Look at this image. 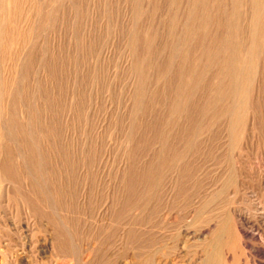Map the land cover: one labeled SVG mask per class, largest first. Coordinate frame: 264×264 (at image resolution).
Listing matches in <instances>:
<instances>
[{"label":"rangeland","instance_id":"rangeland-1","mask_svg":"<svg viewBox=\"0 0 264 264\" xmlns=\"http://www.w3.org/2000/svg\"><path fill=\"white\" fill-rule=\"evenodd\" d=\"M0 1V264H202L233 209L223 263L264 264V52L221 112L234 0H31L17 28Z\"/></svg>","mask_w":264,"mask_h":264},{"label":"bare ground","instance_id":"bare-ground-1","mask_svg":"<svg viewBox=\"0 0 264 264\" xmlns=\"http://www.w3.org/2000/svg\"><path fill=\"white\" fill-rule=\"evenodd\" d=\"M9 1L13 4V13H14L13 15H14V17H13L12 23L16 26V27L15 26L14 27L15 28L19 27L20 25L18 22H21L23 19H24L23 23L25 25V23L27 22L28 14L29 15L31 14V0H9ZM234 2L236 4V6H238V8H237V12H235L233 14L231 19L233 20V23L236 26L237 31L241 32V36L243 38H245L247 41H248V39H250V44L247 45L246 42L243 41L241 44H238L236 46V48L234 47L233 48V54H234L233 57H235V59L232 62L228 63L226 66V69H228V72H227V78L224 80L225 81L224 101H232V107L226 108V107H224L225 105L223 104L221 107V112H222V114H223V112H225L227 116L230 114L234 115V112L236 111V104H239L240 102H242V104H243V102H245V99H246L245 95L250 90L251 84H252L253 79H254V75L257 72V70L259 71L260 67L262 66L261 61L259 60L260 59L259 57L264 52V0H234ZM0 3H1V1H0ZM241 23L243 24V26L244 25L245 26L241 27L242 26ZM27 28L29 30H31L30 25ZM243 29H245V30L243 31ZM245 36H247V37H245ZM242 37L240 38L241 40H243ZM25 38L26 37L21 36L20 30H18L16 35L13 38V41H15V44H17L18 46L19 45H25L26 41H27V38L26 39ZM0 59H1V57H0ZM0 67H3V66H0ZM13 67H14V65H13ZM261 69H262V67H261ZM0 70H1V68H0ZM8 77H9V75H8ZM12 77L14 80L15 76L13 74H12ZM228 79H229V82L227 81ZM262 84H264V83H262ZM261 86L263 87V85H260L257 87H259V89H260ZM28 96H29V93H28V89L26 88L25 96H24L25 99H28ZM223 107H224V109H223ZM210 109L213 110L212 107H210ZM20 114L24 119L28 118V115L24 109L22 110V112ZM225 123H226V121H225ZM251 126H252V128H254V119L252 121ZM3 130H1V132H3ZM226 130H227V132L231 131L230 132L231 133L230 134L231 142L234 145H236L240 139L241 132H240L238 125H237V129H236V124L234 125V119H231L230 122H228V127ZM18 153L19 152L16 153L17 156L19 158H21V155ZM144 180L147 183L150 180V178L144 177ZM176 182H177V180H176ZM34 192H36V191H34ZM215 195L217 196V194H215ZM240 235H243V237H241V238H247V237L249 238V233L245 229V224H244L243 220L241 219V217L239 216L238 210L233 209L230 211V213L222 215L219 218V220L215 226V229L212 231L210 239L207 238L208 241L206 240L207 242H204L202 244V248H203V252H204L202 264H224L223 263V253L225 251H231V252L237 253V251L240 247V242H241ZM198 237L200 238V236H198ZM200 239H203V238H200ZM243 246H245V245H243ZM256 251H257V249H256Z\"/></svg>","mask_w":264,"mask_h":264}]
</instances>
